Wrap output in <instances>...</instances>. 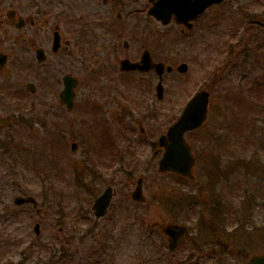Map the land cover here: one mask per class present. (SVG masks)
I'll return each mask as SVG.
<instances>
[{
  "label": "rangeland",
  "instance_id": "rangeland-1",
  "mask_svg": "<svg viewBox=\"0 0 264 264\" xmlns=\"http://www.w3.org/2000/svg\"><path fill=\"white\" fill-rule=\"evenodd\" d=\"M99 1L0 0V50L8 55L0 73L5 88L0 93L5 101L0 104V146L7 148H0V214L15 212L0 220V238L13 244L1 251L0 264H86V258L94 256L93 249L97 264H247L251 256L264 254V138L256 139L253 132L255 126L262 127L255 119L264 118L250 119L254 116L250 111L253 97H264V46L251 48L255 31L250 22L242 39L228 36L231 28L237 27L239 10L257 0H226L212 7L204 37L208 48L201 44L199 50L187 51L181 46L179 53L174 48L161 53L166 65L173 66L174 59L178 63L182 57L188 64L185 75L174 71L164 77L161 133L178 118L194 92L202 88L210 93L206 123L187 135L192 147L197 143L192 185L173 174H159L157 162L149 163L150 151L144 140H157L151 120L143 126L148 133L138 135L145 108L133 109L127 121L133 128L130 150L135 153L127 162L132 161L129 167L110 174L108 157L100 158L103 169L90 164V153L89 160L83 159L87 133L77 128L75 107L67 111L59 104L58 94L65 74L78 80L76 105L92 94L86 72L101 67L99 62L107 57L97 47L96 36L101 31L96 23L105 12ZM8 10L25 19L22 29L14 27L16 19L6 18ZM55 26L62 47L52 53ZM37 48L45 51L42 64L35 60ZM79 49H84L83 53ZM86 50L92 60L84 62L80 56L84 58ZM208 73L212 78L206 80ZM106 78L101 76L103 82ZM28 83L35 86L34 94L25 90ZM237 97L244 99L242 105ZM17 103L21 109L11 106ZM256 106H264V99ZM215 129L221 133L220 144L209 139ZM72 142L78 145L75 153L70 151ZM26 153L31 164L21 159ZM71 167L82 181L81 191L73 185ZM89 170L94 172L92 176ZM140 177L145 204L134 203L130 197ZM108 185L114 189L112 203L107 215L94 225L91 205ZM17 195L33 196L47 214L41 218L30 207L15 208L12 200ZM35 223L40 224L39 235L33 232ZM169 223L184 224L190 231L173 252L168 251L162 234V227ZM34 244L46 248H32Z\"/></svg>",
  "mask_w": 264,
  "mask_h": 264
},
{
  "label": "flooded vegetation",
  "instance_id": "flooded-vegetation-1",
  "mask_svg": "<svg viewBox=\"0 0 264 264\" xmlns=\"http://www.w3.org/2000/svg\"><path fill=\"white\" fill-rule=\"evenodd\" d=\"M99 2L105 12L104 17L96 23L101 31V34L96 36L97 45H99L97 47L102 49L107 57L99 62L101 67L94 70L88 69L86 72L89 75L86 82L92 83V94L90 98L85 97L83 102L76 105L75 109L81 120L77 126L78 129L94 135L91 149H88V145L84 144L86 150L83 153V159L87 160V155L90 153L95 167L103 169L104 165L100 158L102 155L106 156L112 162L111 165L108 162L107 171L110 174H115V171L121 172L123 168L129 167L132 161L128 165L127 162L135 154L130 150L133 128L127 122L131 119L133 109L145 108L146 110L141 116V123L137 125L139 136L148 133L143 126L150 120L155 140L163 134L159 122L162 115L163 97L157 92L159 75L153 65L163 63L161 53L168 52L173 48L176 53H179L181 46L185 47L187 51L199 50L201 44L205 47L204 37L210 28L209 11L211 7L195 19L188 21L185 12L180 10L178 19L173 14L169 23L163 25L162 21L148 15V11L158 0H100ZM28 20L30 22V18ZM208 47L209 45L206 46V48ZM258 48L257 45L256 49ZM79 50L83 53L84 49ZM87 50L84 58L80 56L81 61L92 60L91 52ZM181 53L184 54V51ZM146 54L149 55L150 61L143 64L141 61ZM182 59L183 57L178 63H175L177 60L174 59L172 68L185 63ZM126 60L129 63L125 66L139 65L144 67V70H140L136 66L124 70L125 66L122 65V62ZM3 71L4 68L0 70V73ZM6 75L11 76L12 73L9 74L6 71ZM101 76H107L108 81L103 82L104 79H101ZM84 86L87 87V83ZM3 90L5 88L0 84V93ZM2 99L0 97V104ZM152 107L154 108L152 109ZM106 120L111 123L108 124ZM1 123L0 121V125ZM159 130L161 134L157 135ZM133 136L137 137L135 134ZM98 138L101 143H98ZM144 143L147 144L150 151L149 163L158 162L163 150L157 141H151L150 137H146ZM118 168L119 170H116ZM14 207L18 208L16 205ZM21 207L32 209L31 205ZM14 213V210L4 211L0 214V220L7 219ZM0 240V255H2L1 251H7L6 249L12 241L1 238ZM23 243L25 242L23 241Z\"/></svg>",
  "mask_w": 264,
  "mask_h": 264
},
{
  "label": "water",
  "instance_id": "water-1",
  "mask_svg": "<svg viewBox=\"0 0 264 264\" xmlns=\"http://www.w3.org/2000/svg\"><path fill=\"white\" fill-rule=\"evenodd\" d=\"M223 0H194L190 3L189 0H159L155 8L150 10L149 14L154 15L157 19H162L164 23L168 22L164 20L162 15L169 16L173 12L176 14L180 10L186 11V19L191 16L195 17L198 13H201L206 7L221 3ZM12 13L8 14V17H11ZM169 18V17H168ZM20 23L16 24L17 28L22 27L23 22L20 20ZM59 35L57 32L54 34L53 40V50L56 51L59 48ZM38 61L44 60L42 50L37 51ZM5 63V57L0 55V67ZM160 72L162 66H159ZM169 71L170 69L167 68ZM182 72L185 71V67H182ZM65 90L61 94V100L67 103L68 107L72 104L74 81L70 77L64 79ZM28 90L34 92V87L32 85L28 86ZM207 103H208V94L207 93H198L187 105L183 111L179 120L168 130L167 136H163L160 139V143L165 148V153L162 159L159 162L158 170L160 172L170 171L178 173L182 176L192 178L190 170L193 164V158L190 154V149L185 143L183 136L187 131H192L201 126L206 118L207 112ZM168 140V143H167ZM132 198L135 201H143L142 189H141V180L138 181V185L135 191L132 193ZM111 199V191L108 188L102 196L97 198L92 207L95 217L98 219L103 216L106 212V209L109 205ZM31 202L35 206L34 201L31 198L23 199L17 198L15 200L16 204ZM164 233L171 239L170 249L173 250L179 241V239L187 233L185 227L179 225H168L164 229ZM248 264H264V255L253 256Z\"/></svg>",
  "mask_w": 264,
  "mask_h": 264
}]
</instances>
